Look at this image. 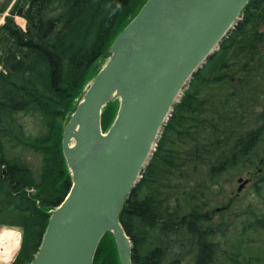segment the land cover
Wrapping results in <instances>:
<instances>
[{"label": "trees", "instance_id": "trees-1", "mask_svg": "<svg viewBox=\"0 0 264 264\" xmlns=\"http://www.w3.org/2000/svg\"><path fill=\"white\" fill-rule=\"evenodd\" d=\"M144 1L26 0V29L11 16L0 28V226H18L23 231L21 250L13 264L32 262L50 210L71 190L72 178L61 144L73 101L81 95L92 67ZM6 8L0 3V15ZM259 21L264 23V0H253L221 51L225 44L228 48L231 44L242 46L248 28L256 30ZM207 65L176 106L142 181L121 212V223L133 243L134 264H181L195 253L194 264H216L219 247L213 238L220 230L204 211L211 206L213 189L219 188L217 176L226 173L229 164H238L239 153H247L246 146L251 147L253 139L243 140L242 118L231 115L219 124L214 103L209 105L199 86L193 87ZM114 104L105 108L103 126ZM116 112L117 108L105 130ZM19 115L40 118L45 134L30 138L19 124ZM207 132L212 136H206ZM173 136L181 149H174ZM16 140L45 155L37 185L26 165L8 157V142ZM57 167L61 180L50 186V175L55 179ZM203 168L210 169L208 179H212L206 186L197 178ZM32 186L38 190V199L26 193ZM110 236L106 234L103 240ZM94 264H98L96 257Z\"/></svg>", "mask_w": 264, "mask_h": 264}, {"label": "water", "instance_id": "water-1", "mask_svg": "<svg viewBox=\"0 0 264 264\" xmlns=\"http://www.w3.org/2000/svg\"><path fill=\"white\" fill-rule=\"evenodd\" d=\"M250 1L148 0L116 37L109 60L64 129L62 148L72 187L52 211L31 264H94L108 233L115 238L121 264H133L121 212L175 105ZM24 13L20 9L18 16ZM117 100V118L104 132L103 110ZM248 182L239 179L240 192Z\"/></svg>", "mask_w": 264, "mask_h": 264}, {"label": "rangeland", "instance_id": "rangeland-1", "mask_svg": "<svg viewBox=\"0 0 264 264\" xmlns=\"http://www.w3.org/2000/svg\"><path fill=\"white\" fill-rule=\"evenodd\" d=\"M25 2L26 0H0V3L7 5L6 10L0 15V28L5 24L8 16L13 17L19 26L23 25L21 27L26 28V20L18 16V11L24 8ZM256 14L258 17V13ZM124 16L125 14L122 18ZM18 19H22L24 24ZM259 22L256 30L252 31L248 28L244 35L247 38L242 46L234 47V44H231V48H228L229 45L225 44L226 48L223 46L213 63L207 65L202 78L193 84V87L199 86L202 99L209 100L211 102L209 105L214 103V108L217 110L215 119L219 121V124L223 123L222 118H228L231 115L232 118H242L243 140L247 142L250 136L253 139V145L246 146L247 153H239L238 164H229L228 171L217 176L216 182L219 188L213 189V195L209 198L211 206L204 211L211 216L220 230L213 238L219 247L218 254L215 255L216 264H264V35H262L264 23ZM244 36L237 38L236 42ZM106 61L107 57L101 61V65H104ZM93 77L94 73L91 72L82 93L90 85ZM116 108L118 104H114L104 117L103 129L109 124ZM17 119L24 132L31 135L30 138L45 134L44 124L40 118L19 115ZM205 135L212 136L209 132ZM173 137L176 143L174 149H181V145L177 143L178 139ZM8 149V157L26 165L33 173L36 185L39 184L44 153L19 143L18 140L8 142ZM232 154V152L229 153L230 156ZM59 174L57 167L54 170L55 179L50 175L48 182L50 186L61 180ZM208 177H210L209 168H203L197 174V178L201 180L199 183L205 186L212 180ZM212 178L214 180L215 176L212 175ZM240 178L249 180L242 192H239ZM26 193L29 197L38 199L36 186L28 187ZM222 207L227 208L221 212L216 211L217 208ZM7 230L17 234L22 233L18 226L3 224L0 226V235ZM21 241L23 243V240ZM20 250L21 245L15 254L16 258ZM182 251L188 252L187 249ZM196 256V253L187 256L181 264H194L197 261ZM231 257H233L232 260H230ZM96 263L120 264L113 237H107L101 242Z\"/></svg>", "mask_w": 264, "mask_h": 264}, {"label": "bare ground", "instance_id": "bare-ground-1", "mask_svg": "<svg viewBox=\"0 0 264 264\" xmlns=\"http://www.w3.org/2000/svg\"><path fill=\"white\" fill-rule=\"evenodd\" d=\"M18 20L21 23L24 22L22 19ZM18 246V234L14 231H3L0 235V263H9L16 254Z\"/></svg>", "mask_w": 264, "mask_h": 264}]
</instances>
